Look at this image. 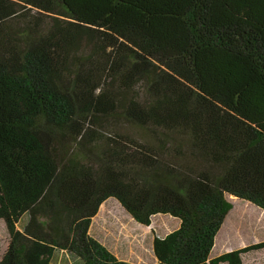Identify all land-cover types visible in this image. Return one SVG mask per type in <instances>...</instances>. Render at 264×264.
I'll use <instances>...</instances> for the list:
<instances>
[{"label":"trees","instance_id":"1","mask_svg":"<svg viewBox=\"0 0 264 264\" xmlns=\"http://www.w3.org/2000/svg\"><path fill=\"white\" fill-rule=\"evenodd\" d=\"M226 195L264 210V0H0V264H133L89 233L109 197L178 219L154 264H242Z\"/></svg>","mask_w":264,"mask_h":264},{"label":"rangeland","instance_id":"2","mask_svg":"<svg viewBox=\"0 0 264 264\" xmlns=\"http://www.w3.org/2000/svg\"><path fill=\"white\" fill-rule=\"evenodd\" d=\"M226 197L232 204V207L226 214L221 228L217 232L211 255L264 239V210L253 205L249 201L239 199L233 195H226ZM113 200L114 199L110 197V200L106 201L104 206L101 207L99 216L93 219L91 233L112 246L114 240L118 242H128L127 239L134 240L136 237L139 239V244L142 249L143 263L150 262L149 255L152 233L147 232V235H142L141 238H139V236H136V232H121V230L119 231L111 228L109 222L104 220L106 217L111 218L110 216H116L117 214L122 215V213L126 212L118 202ZM177 221L176 218L167 214L154 215L151 225L153 233L163 235L165 232L176 227ZM21 224L22 220L20 219L17 226L21 228ZM1 231L2 228L0 226V234ZM112 240L113 244L111 242ZM59 254H61V256H59ZM74 260V257L66 253H56L52 258L51 264H73ZM244 264H264V249L249 252L244 259Z\"/></svg>","mask_w":264,"mask_h":264},{"label":"crops","instance_id":"3","mask_svg":"<svg viewBox=\"0 0 264 264\" xmlns=\"http://www.w3.org/2000/svg\"><path fill=\"white\" fill-rule=\"evenodd\" d=\"M112 199H114V198H112ZM108 200H110V197L107 198V199H105L99 205V208H98L97 212L95 213L94 216L91 217V221H90V225H89V233L93 237H95L100 243H102L103 245H105L119 259L129 261V262H131L133 264H154L155 261H156V259H155V256L153 254V251H152V239H153V236L156 235V236H160L161 237V236H163L164 234H166L168 232V231L165 232L163 235H158L156 233L155 234L153 233V228L151 227V225H152V218H153L154 215L151 217V223H150V225H144V224H141V223L137 222L127 212L122 213V215L117 214L116 216H110L111 218H109V217L104 218L105 221H108L109 222L111 228L116 229V230H119V231L121 230V232L122 231H125L127 233L128 232H136V236H139V238H141L142 235H147V232L152 233L151 234V248H150L151 250H150V255H149L150 262H148V263H143L142 249L140 247L139 239L138 238L135 237L134 240L127 239L128 242H126V241L125 242H118L117 240H114V244H113V240H112L111 242H112V244L114 246L113 247L111 244L108 245L101 238H99L96 235H94V234L91 233V229H92V226H93V219L96 216H99V212L101 210V207L104 206L105 202L108 201ZM113 201L118 202L116 199H114ZM155 215H157V214H155ZM173 218H175V217H173ZM20 219L22 220V224L21 225L23 227V225H24V223L26 222V219H27V214L22 215ZM124 222H126V223H124ZM177 225H178V221H177ZM124 226H125V228H124ZM22 227L21 228L18 227V228L19 229H22ZM213 247H214V245H213ZM213 247H212V249H213ZM236 248H238V247H236ZM212 249H211V252H212ZM233 249H235V248H233ZM229 250H232V248L231 249H228V250H225L223 252H226V251H229ZM211 252L209 254L210 257H214V256L220 254V253H215V254L211 255ZM223 252H221V253H223ZM249 252H251V251H249ZM249 252L243 253L241 255L242 264H244V259H245V257L247 256V254ZM56 253H64V254L66 253L67 255H69L71 257H74L75 260L73 261V264H79V258H77L75 255H73V254H71V253H69V252H67L65 250H62V249L55 250L53 252V255H52L51 259H50V263L49 264H51L52 258L54 257V255ZM59 256H61V254H59ZM222 264H225V263H222Z\"/></svg>","mask_w":264,"mask_h":264}]
</instances>
